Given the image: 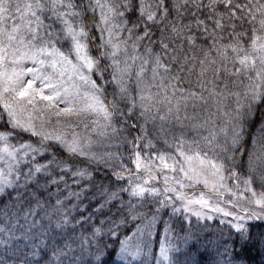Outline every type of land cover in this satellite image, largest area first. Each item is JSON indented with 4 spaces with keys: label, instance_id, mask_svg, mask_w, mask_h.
<instances>
[{
    "label": "snow or ice",
    "instance_id": "obj_1",
    "mask_svg": "<svg viewBox=\"0 0 264 264\" xmlns=\"http://www.w3.org/2000/svg\"><path fill=\"white\" fill-rule=\"evenodd\" d=\"M0 199V264H264V0H0Z\"/></svg>",
    "mask_w": 264,
    "mask_h": 264
},
{
    "label": "trees",
    "instance_id": "obj_2",
    "mask_svg": "<svg viewBox=\"0 0 264 264\" xmlns=\"http://www.w3.org/2000/svg\"><path fill=\"white\" fill-rule=\"evenodd\" d=\"M258 125L259 123L257 122L256 126H251L249 125V129H248V135L246 136V140L250 139L256 132L257 128H258ZM12 201L11 200H7V199H0V208H4L6 209L7 211H10V212H14L15 209L12 208ZM37 221H38V224L40 222L39 220V217L36 218ZM178 231V230H177ZM11 243L9 244L8 248L9 250L5 253L6 255H12V251H11ZM17 248H22L23 247V244H17L16 245ZM4 251V246L3 245H0V252H3ZM15 257H13V260L10 262V264H15ZM84 259H87V257H84ZM117 259H119V257H117ZM125 264H127L125 262Z\"/></svg>",
    "mask_w": 264,
    "mask_h": 264
},
{
    "label": "rangeland",
    "instance_id": "obj_3",
    "mask_svg": "<svg viewBox=\"0 0 264 264\" xmlns=\"http://www.w3.org/2000/svg\"><path fill=\"white\" fill-rule=\"evenodd\" d=\"M258 127H259V125H258ZM248 129H249V127H248ZM256 134H257V130H256V132H255L254 135H256ZM254 135H253V136H254ZM250 139H251V138H250ZM175 226H176V229L179 230V227H180V221H179L178 219L175 220ZM177 242H179V241H177ZM153 252L155 253V255H156V260L158 261V260H159V256H158V252H156V250H155V247H153ZM140 260H145V258H144V257H141ZM125 262L128 264L127 261H125ZM133 264H135V262H133ZM145 264H154V261H153V258H152L151 255H149V256L147 257V259H146V261H145ZM160 264H164V262L161 261Z\"/></svg>",
    "mask_w": 264,
    "mask_h": 264
}]
</instances>
